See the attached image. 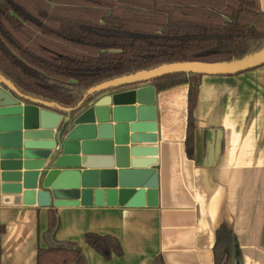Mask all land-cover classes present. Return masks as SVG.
I'll return each mask as SVG.
<instances>
[{
  "label": "crops",
  "instance_id": "crops-1",
  "mask_svg": "<svg viewBox=\"0 0 264 264\" xmlns=\"http://www.w3.org/2000/svg\"><path fill=\"white\" fill-rule=\"evenodd\" d=\"M188 92L187 84L156 90L157 142L145 146L158 150L157 207L4 204L0 182V264H37L51 209L60 220L57 240L78 244L88 264H152L159 256L165 264H215L224 223L234 229L242 264H264V66L202 78L193 160L185 150ZM87 233L117 238L123 255L105 260L85 244Z\"/></svg>",
  "mask_w": 264,
  "mask_h": 264
},
{
  "label": "trees",
  "instance_id": "trees-1",
  "mask_svg": "<svg viewBox=\"0 0 264 264\" xmlns=\"http://www.w3.org/2000/svg\"><path fill=\"white\" fill-rule=\"evenodd\" d=\"M263 48L259 0H0V73L24 94L67 109L116 78L179 62H230ZM203 77L152 81L159 92L189 85L190 160ZM59 225L57 211L49 210L37 264H88L78 244L57 240ZM85 244L105 260L123 255L113 236L87 233ZM213 253L215 264H242L231 225L217 230ZM152 264L165 263L159 256Z\"/></svg>",
  "mask_w": 264,
  "mask_h": 264
},
{
  "label": "water",
  "instance_id": "water-1",
  "mask_svg": "<svg viewBox=\"0 0 264 264\" xmlns=\"http://www.w3.org/2000/svg\"><path fill=\"white\" fill-rule=\"evenodd\" d=\"M262 66L264 48L230 62L166 64L92 87L73 109L28 96L0 73L3 203L157 207L158 150L145 146L157 142L156 88L143 85L179 73L232 76Z\"/></svg>",
  "mask_w": 264,
  "mask_h": 264
},
{
  "label": "built area",
  "instance_id": "built-area-1",
  "mask_svg": "<svg viewBox=\"0 0 264 264\" xmlns=\"http://www.w3.org/2000/svg\"><path fill=\"white\" fill-rule=\"evenodd\" d=\"M0 87H1V85H0Z\"/></svg>",
  "mask_w": 264,
  "mask_h": 264
}]
</instances>
